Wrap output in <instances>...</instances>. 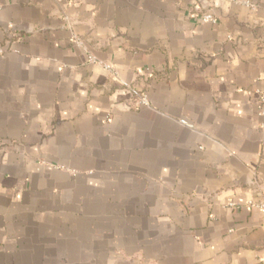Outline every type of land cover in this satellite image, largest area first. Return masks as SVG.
Here are the masks:
<instances>
[{
    "label": "crops",
    "instance_id": "obj_1",
    "mask_svg": "<svg viewBox=\"0 0 264 264\" xmlns=\"http://www.w3.org/2000/svg\"><path fill=\"white\" fill-rule=\"evenodd\" d=\"M200 1L0 0V264H264V0Z\"/></svg>",
    "mask_w": 264,
    "mask_h": 264
},
{
    "label": "built area",
    "instance_id": "obj_2",
    "mask_svg": "<svg viewBox=\"0 0 264 264\" xmlns=\"http://www.w3.org/2000/svg\"><path fill=\"white\" fill-rule=\"evenodd\" d=\"M214 0H201L198 3H195L193 5V10L191 12L192 16L195 18L199 19V22L204 24V23H212V24H217V19L214 17L212 14L210 8H207L208 6L210 7L209 4H212ZM4 50L0 48V56L3 55ZM94 61V59H92ZM141 103L146 104L147 103V98L146 96H142L141 98ZM260 103H261V111H260V116L264 120V92L260 94ZM184 124L186 122L182 121ZM264 126V123H263ZM248 206L252 209H258L262 212H264V200L259 202V203H249ZM230 207H238L235 206V204H230Z\"/></svg>",
    "mask_w": 264,
    "mask_h": 264
}]
</instances>
